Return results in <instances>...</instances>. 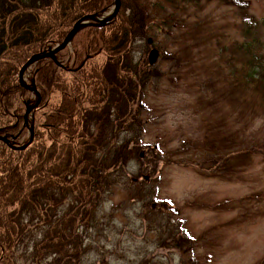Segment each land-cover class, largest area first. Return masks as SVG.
I'll return each instance as SVG.
<instances>
[{
    "label": "trees",
    "instance_id": "trees-1",
    "mask_svg": "<svg viewBox=\"0 0 264 264\" xmlns=\"http://www.w3.org/2000/svg\"><path fill=\"white\" fill-rule=\"evenodd\" d=\"M113 1L0 0V136L10 139V144L0 141V264H88L108 198L120 188L132 201L145 204L152 198L147 183H134L130 173V168L145 169L148 154L142 143L148 123L142 101L158 76L149 63L157 46L149 41L176 31L177 47L191 51L188 44H197L210 28L206 8L213 2L240 12L241 35L229 44L218 42L216 76L222 84L208 83L212 99L217 104L221 96L237 101L251 95L264 115V20L251 14V3L121 0L113 22L75 37L68 62L66 48L56 61L44 59L31 67V83L41 96L31 118L35 137L26 150L12 148L30 139L25 114L34 101L19 83L21 68L34 54L61 44L83 17L109 9ZM244 146L236 147L241 159L226 158L224 166L248 160L250 150L264 157V140ZM157 208L149 213L157 217L159 248L169 249L170 240L182 251L188 234L181 229L177 234L173 218L156 212L165 214L164 205L157 202Z\"/></svg>",
    "mask_w": 264,
    "mask_h": 264
},
{
    "label": "rangeland",
    "instance_id": "rangeland-1",
    "mask_svg": "<svg viewBox=\"0 0 264 264\" xmlns=\"http://www.w3.org/2000/svg\"><path fill=\"white\" fill-rule=\"evenodd\" d=\"M246 1L251 14L264 20V0ZM206 9L210 28L197 44H188L191 51L177 47L176 31L149 41L157 46L152 49L158 50L159 58L153 66L158 76L142 101V117L148 122L142 143L148 154L145 169L130 168V173L134 183H147L152 198L145 204L132 201L121 188L108 198L88 264H264V157L250 150L241 164H223L226 158H239L238 145L264 140V115L251 95L237 101L221 96L217 104L212 99L208 83L222 84L216 76L221 64L218 42L225 45L240 38V12L220 2ZM113 10L114 1L102 12L108 16ZM74 51L72 43L66 62ZM24 77L30 85L31 69ZM31 97V102L36 100L34 94ZM216 140L221 149L213 145ZM157 202L165 211L156 210L157 214L173 218L171 227L188 234L182 251L170 240L169 249L159 248L157 217L149 213L158 209Z\"/></svg>",
    "mask_w": 264,
    "mask_h": 264
},
{
    "label": "water",
    "instance_id": "water-1",
    "mask_svg": "<svg viewBox=\"0 0 264 264\" xmlns=\"http://www.w3.org/2000/svg\"><path fill=\"white\" fill-rule=\"evenodd\" d=\"M121 10V0H114V10L112 13H110L108 16H104L103 12H100L95 15H88L83 17L81 20H79L72 30L69 32V34L66 36L64 41L58 45L57 47L50 49L47 52L37 53L34 54L27 63L21 68L19 73V83L20 85L26 89L27 91L33 93L36 97V100L33 102V105H28L27 112L25 114V127L30 129V139L27 143H25L23 146L19 147H12L15 150H26L34 141L35 132L33 127V121H32V113L35 109H37L41 103V96L39 92L37 91L35 84L31 83L28 85L25 82V74L31 69L33 65L38 63L39 61H42L44 59H51L56 61L57 55L64 51L67 47H69L75 37L83 30L89 28V27H105L106 25L113 22L117 16L119 15ZM103 15V16H102ZM159 58V52L157 49H153L149 54V63L151 66H154ZM13 140L16 139V137L12 138ZM0 141L5 142L7 144H10L9 136H0Z\"/></svg>",
    "mask_w": 264,
    "mask_h": 264
}]
</instances>
